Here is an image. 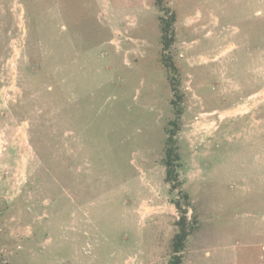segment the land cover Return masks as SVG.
Segmentation results:
<instances>
[{"label":"rangeland","instance_id":"374dc122","mask_svg":"<svg viewBox=\"0 0 264 264\" xmlns=\"http://www.w3.org/2000/svg\"><path fill=\"white\" fill-rule=\"evenodd\" d=\"M164 2L174 69L156 0H0V264H168L169 126L183 264H264V0Z\"/></svg>","mask_w":264,"mask_h":264},{"label":"trees","instance_id":"16d2710c","mask_svg":"<svg viewBox=\"0 0 264 264\" xmlns=\"http://www.w3.org/2000/svg\"><path fill=\"white\" fill-rule=\"evenodd\" d=\"M164 0H156V4L159 6L160 10L165 13V16L160 18V28L162 32V43H163V62L169 68H175L173 61L169 63L171 56L167 51L171 48L175 41V28L174 23L176 20L175 12L164 4ZM172 91L174 94L173 105L178 107L177 103L182 99V95L178 92V81L176 78L172 77ZM178 97V98H177ZM179 112V110H177ZM174 126L177 127L175 121L171 122ZM176 133L177 128L167 127V141L165 149V157L163 160L164 165L166 166V181L171 184V191L176 189L178 190L179 197L174 198L173 203L176 205L178 211L180 212V217L176 222L177 231L174 234L171 240V258L168 261V264H183V250L186 247V242L189 236L197 227V220L194 214L192 219L188 218V213L190 207H192V202L190 200L189 194L184 191L182 188L183 182L180 179L179 170H178V161L180 160V154L178 146L176 143ZM181 198L184 199L182 202Z\"/></svg>","mask_w":264,"mask_h":264}]
</instances>
